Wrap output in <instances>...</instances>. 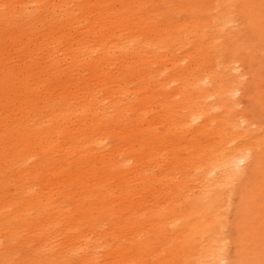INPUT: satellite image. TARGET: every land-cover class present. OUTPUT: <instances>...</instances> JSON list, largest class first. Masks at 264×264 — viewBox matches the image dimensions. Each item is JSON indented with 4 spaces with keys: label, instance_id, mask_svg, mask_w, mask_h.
Segmentation results:
<instances>
[{
    "label": "rangeland",
    "instance_id": "374dc122",
    "mask_svg": "<svg viewBox=\"0 0 264 264\" xmlns=\"http://www.w3.org/2000/svg\"><path fill=\"white\" fill-rule=\"evenodd\" d=\"M49 1L40 8L30 1L20 11L18 0H0V264H144L148 260L153 264H204L208 231L201 217L203 202H196L201 187L198 178H206L203 168L215 156L212 149L224 140H231L232 145L240 139L231 124L218 119L209 126L203 119L184 124L183 105L191 96L200 105L204 89L190 85L197 72L223 69L216 64L220 65V51L227 46L228 29L218 24L226 15L225 8L219 0H105L109 17L116 21L110 45L126 47H114L110 55L106 54L108 46L95 52L99 62L90 68L94 62L87 61L90 49L82 50L76 60L65 51L76 39L95 44L88 31L100 0L74 1L71 10L78 23L65 36L61 28L71 18L63 16L69 0ZM245 2L239 0V5ZM260 3L254 0L261 9ZM252 12L258 20L264 19V10ZM211 24L216 37L208 56L190 40L197 29ZM174 25L177 34H171ZM238 31L244 33L241 46L251 72L250 88L241 97L243 106L229 108L232 112L228 114L211 110L208 118L243 112L248 115V123L242 122L247 133L258 130L264 117L263 110H254L261 104H253L264 102L257 84L259 74L264 80V63L260 51L249 43L248 28L238 27ZM238 31L231 35L232 45L239 39ZM132 32L141 33V39L156 37L164 47L145 45L133 50L136 41L128 37ZM196 52L199 55L194 60ZM186 55L190 59L182 67L172 64V58L179 61ZM167 65L173 73L180 71L186 93L194 95L176 94L179 84L169 85L166 75L161 76ZM58 95L70 100L71 114L63 119L59 106H47L50 99H60ZM88 96H106L105 116L82 110ZM77 106L82 108L75 110ZM30 119L41 126L28 123ZM31 129L40 136L31 135ZM103 134L105 145L97 140ZM222 135L225 139L221 141ZM70 139L84 150L73 163L62 150ZM33 151L37 154L25 161ZM257 151L246 179L227 187L213 215L212 230L217 231L230 264H264V150ZM44 160L50 165L37 178L39 172L32 166ZM28 172H34L30 179L25 178ZM32 181L50 186L46 196L72 203L56 212L52 205L35 201L31 212L45 216L36 221L34 229L19 223L23 215L18 211L22 210L5 206L27 196ZM42 194L38 186L33 198H44ZM178 213L184 214L185 222L174 221ZM208 217L211 222L212 215ZM44 221H51L48 228L42 227ZM53 237L57 242L48 243ZM98 243L107 244L108 250Z\"/></svg>",
    "mask_w": 264,
    "mask_h": 264
},
{
    "label": "bare ground",
    "instance_id": "6f19581e",
    "mask_svg": "<svg viewBox=\"0 0 264 264\" xmlns=\"http://www.w3.org/2000/svg\"><path fill=\"white\" fill-rule=\"evenodd\" d=\"M33 3V6L36 8L43 7L45 4L48 3L49 0H30ZM29 0L25 2V0H18L20 3V11L24 8L26 3L30 2ZM56 1L51 0L49 2ZM75 0H69L67 8L63 10V16L71 17L69 22H63L62 28H61V34L66 35L67 29L70 27H74L78 20L74 19V12L71 10V6ZM105 0H100L98 2V6H95V9L98 11L97 15H94L92 20L90 21V30L88 33L90 35L94 36L92 40L95 42V44H87L86 42H80L76 39V43H72L71 48H67L65 53L68 54L69 58L76 60L79 53L81 55L82 52L86 51L87 49H90L87 54L88 57L87 60L90 62L94 61L91 64L90 68H93L95 66V62H99V60H96V57H94V53L97 52L100 53L101 50L106 48V54H109L110 51L113 52L114 47H126L124 45H113L110 44V36L111 32L115 30L114 21L112 18H110V14L108 13L110 11H107ZM219 3L222 7L225 8L224 13H226L224 18L219 19V22L216 20H213L215 24L218 22V24H222V28L228 29L227 35L228 37L226 42V47L223 48L220 51V65L216 64L220 67H222V70L219 69H205L202 70V72H197L194 80L191 82L190 85H196L199 89H204V92H201V95H199V100H201L200 105H196L198 98L191 96L189 100H187L186 104L183 105V116H184V124H191L194 123H200L202 119L204 120V124L206 126H209L210 123L216 119H218L222 123H228L231 124L236 129L237 137H239L240 140H238L234 144H229L231 140H224L225 136L222 135V140H224V143L220 145L219 148H214L211 150V153L214 152L215 156L210 157L207 161L206 166L203 168L205 169L204 176H200L199 184L201 187H199V195H197V204L202 201L203 202V208L201 217L204 221V225L207 228L208 231V239L206 240V243L203 245V251L202 256L204 264H230V259L225 255L224 249L221 248V239L216 236L217 231L212 230V223L214 222L213 215H216L217 213V207L218 204L223 197L224 193L226 192L227 187H230L236 180H244L247 177L248 172L250 171L253 162L256 160L258 156V148H261V150H264V117L261 118V121L258 122L259 127L258 130L254 129L253 131H248L245 133V130L242 129V122L248 123V115L241 112V113H235L234 115H230V117L227 116H221V115H215V118L211 119L208 118V113H211V110H214L217 113V109H222L224 113L228 114L229 112H232V110L229 111V108H235L236 105L243 106V100L241 97L242 95H245L248 92L249 84L250 82L247 80L251 79V72L248 71L246 68V59L244 57L243 47L241 46L242 36L243 32L238 31V27H242L243 29L248 28L250 33V41L249 43L254 44V49L260 51V54L262 55V62L264 63V24H261L264 22V19L261 21L258 20L256 15L252 11L257 10H264V0H261L262 8L260 9L259 6L254 4V0H249V3L246 2L243 3L241 6L239 5V0H219ZM143 4V3H142ZM29 5V4H28ZM27 5V6H28ZM61 7V6H60ZM35 8V9H36ZM129 8V7H128ZM143 9H146L145 7H142ZM118 13V12H117ZM264 14V13H263ZM33 19L37 18L31 16ZM114 18V17H113ZM175 26V25H174ZM172 27L171 34H177V25ZM214 24H211V27L207 29H197L194 33V40H190V42H193L198 47V51L201 50L202 53H206L208 56H211L208 52L211 49V44L215 41V28ZM127 30V29H126ZM235 31H238L239 33V39L237 43H231L230 38L232 33ZM141 33H130L128 37H133L135 45L133 47V50L135 48L142 49L143 46L149 45L152 47H155L157 49H162L164 47L162 40L156 39V37H145L144 39L139 38ZM59 40V39H58ZM57 40V41H58ZM96 42H100L99 44ZM117 43V42H116ZM182 44V43H181ZM73 45H76L74 48ZM136 46V47H135ZM234 46V47H233ZM55 47L56 44H55ZM54 47L53 51L54 54L58 51ZM94 47V48H93ZM83 50V51H82ZM97 50V51H96ZM85 55V54H84ZM110 55V54H109ZM198 53H194L192 55V58L194 57V60L198 59ZM216 55V54H215ZM172 64H175L178 66H183L187 60H189V56L186 55L179 61L177 59L172 58ZM110 63L109 60H106L105 65H108ZM193 70V67H190ZM166 75V81L169 85H175L176 86V94L177 95H194L191 93H186L187 86L185 83H183L184 77L180 73V71H176V73H173V67L167 65L164 67L163 73L161 76ZM231 76V79H230ZM257 84L259 85L260 89L263 91L260 93V95H264V80L259 74L258 76ZM244 81V82H242ZM183 83V85H182ZM210 84L216 85L217 87H209ZM183 86L184 89L180 90L179 86ZM130 88V87H129ZM61 97L60 99L52 98L50 99L52 103L49 106V108H52L54 105L59 106L61 109V112L59 113L62 116V119L65 117H68L71 114V107H70V100L67 95L60 96L58 95L57 98ZM88 103L87 105L83 104V109L86 111H91V113H98L105 116L106 112L104 111V99L106 96L100 97H87ZM108 98V97H107ZM202 101L205 103L202 104ZM233 101V103L231 102ZM210 103V104H209ZM234 104V105H233ZM254 106H258L261 104V107L254 108V110H263L264 111V102H254ZM82 107L79 108L77 106L75 110H79ZM88 108V109H86ZM154 113V112H152ZM218 114V113H217ZM34 119H30L28 123L32 122L35 126H41L40 124L32 121ZM172 120V119H170ZM44 121V120H43ZM66 121V120H65ZM63 122V124L65 123ZM27 123V124H28ZM252 123H257V121H252ZM233 128V129H234ZM234 129V131H235ZM151 130V129H149ZM35 129H31L30 134L35 136H40L39 133H35ZM45 133V132H44ZM49 132H47L48 134ZM23 134V133H22ZM51 136V135H50ZM155 136V135H154ZM105 135H99L97 137L98 143L105 145L106 142L104 141ZM164 142V141H163ZM67 145H63L62 150L64 151V156L66 157V160L68 162L73 163L77 158H74L81 153L84 152L82 149H78L74 146V141L70 139L69 141L65 142ZM221 143V142H220ZM187 143L185 146H182V149H186ZM196 142H193V145H195ZM34 145H32L28 150H30ZM176 149H178V146L173 148V154L176 153ZM37 153L35 151L28 152L27 157L25 161L32 160L34 155ZM199 156H204L202 152L198 153ZM69 159H71L69 161ZM126 160L128 158H125ZM46 160L40 161L39 163H34L32 166V169L38 171L37 178H40L42 172L48 167L50 164H46ZM31 169V170H32ZM34 174V172H31ZM30 172L26 173L25 178L30 179L32 178ZM152 180L150 178H145ZM6 184L9 185L8 179L5 180ZM1 186V185H0ZM38 186L43 190V197L39 196L37 199L33 198L34 192L37 190ZM49 185H43V184H37L35 181H32L29 186H27V196L22 197L23 199L15 200L13 202H9L6 204V208H11L15 212L16 210H22L18 211L20 212L18 215L22 216L19 220L21 224H25L30 226L32 229L36 226V221L40 218L45 216V214L42 212L34 215L31 211L34 208L33 204L35 201H37V204H50L54 207L56 212H59L60 210L65 211L68 206H70L72 203L64 204L63 200L57 199V198H50L46 196V193L49 192L47 189H49ZM105 191L109 192L110 188H107V185L104 186ZM113 190V189H112ZM1 192V189H0ZM62 194V192H61ZM1 202V201H0ZM3 202V201H2ZM4 206V207H5ZM21 206V209H20ZM13 207V208H12ZM211 209V210H208ZM71 211V210H70ZM22 213V214H21ZM111 214H114V210H112ZM208 214L212 215V221L210 222V219L208 217ZM178 215V216H177ZM177 218L174 221L181 220L185 222L184 214H176ZM174 216V218L176 217ZM173 218V219H174ZM173 219L171 221H173ZM51 221H44L42 224V227L45 226L48 228L50 226ZM187 225V223L185 224ZM142 234H145L143 232ZM140 237H142L140 235ZM86 238H84L85 240ZM132 237H129V242H132ZM55 237H53L52 241H48V243H56ZM72 243V240H71ZM144 246H142V249H146L147 245L146 243ZM98 247H101L102 249L108 250L107 244H101L98 243ZM142 256H145L143 253ZM201 258V257H200ZM201 260V259H200ZM202 263L201 261H199ZM144 264H153L148 262H145Z\"/></svg>",
    "mask_w": 264,
    "mask_h": 264
}]
</instances>
